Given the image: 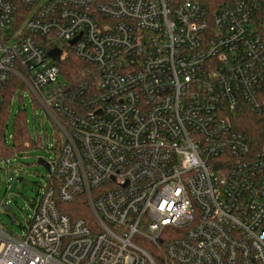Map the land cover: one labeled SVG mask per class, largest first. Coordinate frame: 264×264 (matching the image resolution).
Returning a JSON list of instances; mask_svg holds the SVG:
<instances>
[{
  "label": "built area",
  "instance_id": "obj_1",
  "mask_svg": "<svg viewBox=\"0 0 264 264\" xmlns=\"http://www.w3.org/2000/svg\"><path fill=\"white\" fill-rule=\"evenodd\" d=\"M13 78L58 136L0 264H264V134L234 125L264 112V7L0 0V114ZM79 196L93 222L59 208Z\"/></svg>",
  "mask_w": 264,
  "mask_h": 264
},
{
  "label": "rangeland",
  "instance_id": "obj_2",
  "mask_svg": "<svg viewBox=\"0 0 264 264\" xmlns=\"http://www.w3.org/2000/svg\"><path fill=\"white\" fill-rule=\"evenodd\" d=\"M13 104L7 128L8 145L13 143L14 117L18 112L26 115L31 137L40 141L25 154L0 161V223L11 234L24 236L34 213V204L50 180V174L38 163V158L51 155L58 130L46 112L32 103L28 92L23 93L22 100L16 95ZM4 204L12 206L13 215L5 211ZM13 216L17 219L12 223Z\"/></svg>",
  "mask_w": 264,
  "mask_h": 264
},
{
  "label": "trees",
  "instance_id": "obj_3",
  "mask_svg": "<svg viewBox=\"0 0 264 264\" xmlns=\"http://www.w3.org/2000/svg\"><path fill=\"white\" fill-rule=\"evenodd\" d=\"M198 1L205 3L209 8H215L224 3H230L232 0ZM250 1L258 3L260 7H264V0ZM60 69L63 76L66 78H76L82 71L87 69V64L81 61L77 56H75V54L70 53L60 63ZM18 89L20 91H18ZM23 91H25V86L17 78H13L4 91V101L0 114V160L25 154L29 149L34 146L37 147L40 143L39 140L36 141L31 137L27 117L21 112L16 113L14 117L13 143L12 145H8L7 143V128L9 126L10 113L14 106L13 98L18 95L22 100ZM234 125L238 131L254 135L259 138L264 134V112L257 115L244 111ZM59 208H61L63 212L67 213L73 219L84 217L90 222H93L92 213L89 209L85 196H79L70 203H59Z\"/></svg>",
  "mask_w": 264,
  "mask_h": 264
},
{
  "label": "water",
  "instance_id": "obj_4",
  "mask_svg": "<svg viewBox=\"0 0 264 264\" xmlns=\"http://www.w3.org/2000/svg\"><path fill=\"white\" fill-rule=\"evenodd\" d=\"M75 40H73L71 43H74ZM61 53L62 51L60 49H53L49 52V55L50 57H52L56 62H60L61 61ZM38 163L41 164L42 166H44V168L47 170L48 173L51 172V166H50V163L45 160L44 158L40 157L38 158ZM20 180H23V178H20ZM2 202V200H1ZM5 211L9 214V215H13V209H12V206L10 204H4L3 205ZM17 219L16 216H13L12 217V223L15 222Z\"/></svg>",
  "mask_w": 264,
  "mask_h": 264
}]
</instances>
